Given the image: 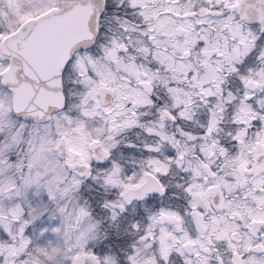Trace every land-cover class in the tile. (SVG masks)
Instances as JSON below:
<instances>
[{
	"label": "snow or ice",
	"instance_id": "snow-or-ice-1",
	"mask_svg": "<svg viewBox=\"0 0 264 264\" xmlns=\"http://www.w3.org/2000/svg\"><path fill=\"white\" fill-rule=\"evenodd\" d=\"M0 264H264V0H0Z\"/></svg>",
	"mask_w": 264,
	"mask_h": 264
}]
</instances>
